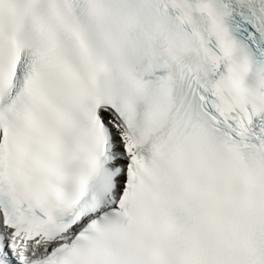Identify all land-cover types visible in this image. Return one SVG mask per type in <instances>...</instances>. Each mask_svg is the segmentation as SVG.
I'll list each match as a JSON object with an SVG mask.
<instances>
[{
	"label": "snow or ice",
	"instance_id": "6c2138e0",
	"mask_svg": "<svg viewBox=\"0 0 264 264\" xmlns=\"http://www.w3.org/2000/svg\"><path fill=\"white\" fill-rule=\"evenodd\" d=\"M0 264H264V0H0Z\"/></svg>",
	"mask_w": 264,
	"mask_h": 264
}]
</instances>
